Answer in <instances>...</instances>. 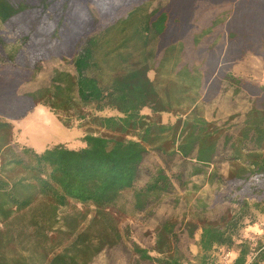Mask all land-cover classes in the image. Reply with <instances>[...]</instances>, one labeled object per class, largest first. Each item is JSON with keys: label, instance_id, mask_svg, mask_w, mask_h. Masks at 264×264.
<instances>
[{"label": "trees", "instance_id": "trees-1", "mask_svg": "<svg viewBox=\"0 0 264 264\" xmlns=\"http://www.w3.org/2000/svg\"><path fill=\"white\" fill-rule=\"evenodd\" d=\"M51 1L67 8L66 0ZM98 1L107 9L126 0ZM150 2L108 26L102 36L90 37L81 45L77 43L74 73L57 69L49 86L26 95L33 104L47 106L56 113L73 112L80 118L89 116L85 110L88 106L98 112L116 111L114 115L93 117L102 132L86 134L83 138L86 146L55 144L37 152L15 143L13 123L0 118V264H89L106 246L114 245L120 235L114 227L112 209L125 191L134 189L136 206L143 209L146 201L174 188L171 177L160 168L144 186L136 189L148 146H157L165 152L171 149L170 152L192 160L194 175L205 173L202 165L214 163L220 127L196 111L202 73L197 66L181 64L185 50L182 43L159 47L168 29L169 15L162 8L150 11ZM26 8L12 0H0V25L9 24ZM38 9L45 12L43 4ZM24 21L29 25V21ZM222 21L215 19L210 28L194 37V42L199 44L200 38ZM85 25L86 21L81 19L79 26ZM39 28L43 30L46 26ZM24 29L19 39L22 44L33 43L36 47L30 59L32 68L37 69L41 59L37 53L47 51L44 36L37 32L31 37V32ZM6 46L0 35V47ZM166 69L173 78L167 75L160 78ZM151 71L155 72L153 78ZM226 79L243 84L232 73H227ZM260 90L264 95V84ZM191 91L196 93L189 103L192 116L178 117L171 125L160 123L162 113L177 111L174 106L183 107L176 96L187 97ZM147 110L149 113L144 112ZM231 140L228 175L211 171V182L234 181L249 184L250 188L256 179L264 178V99L259 106L250 108L242 128L235 137H227L226 144ZM233 200L240 202L239 198ZM71 201L95 208L88 225L81 228L76 220L75 225L67 224L57 235L50 234L58 210ZM241 203L243 207L248 205ZM79 214L83 215L82 221L86 220L88 215ZM228 225L227 215L203 222L199 243L201 264H207L208 252L214 247L231 248L236 244ZM174 227L171 221H166L159 229L156 239L159 256H151L137 244L136 252L157 264H186ZM60 233L65 238L59 239ZM238 251L232 264H264V243H258L251 251L249 243L243 242Z\"/></svg>", "mask_w": 264, "mask_h": 264}, {"label": "rangeland", "instance_id": "rangeland-1", "mask_svg": "<svg viewBox=\"0 0 264 264\" xmlns=\"http://www.w3.org/2000/svg\"><path fill=\"white\" fill-rule=\"evenodd\" d=\"M66 1L67 8L63 9L61 3L51 0H12L14 4L27 8L9 24L0 25V35L7 45L4 49L0 47V118L13 123L15 143L32 147L37 152L55 144L80 148L85 144L83 138L86 134L102 132L93 117L114 115L115 111L106 109L98 112L93 106H88L85 110L89 116L80 118L73 112L56 113L47 106L33 104L26 95L49 86L57 69L74 73L73 58L79 49L77 43L81 45L90 37L102 36L108 26L150 1V11L156 8L167 11L168 30L176 33L161 46L182 41L185 49L183 62L197 66L202 73L196 111L220 127L217 157L212 165H202L203 174L194 175L195 162L179 153L148 146L136 189L144 186L160 168L171 177L174 188L146 201L143 209L136 206L134 189L125 191L112 209L114 227L120 238L96 254L89 264H157L141 258L135 244L151 256H159L156 239L166 221L175 225V239L186 264L202 262L199 243L203 222L216 221L224 215H227L228 228L236 244L231 248L214 247L208 252L207 264H232L239 253L240 243L248 242L251 251L258 243H264V178L256 179L249 188V184L234 181L221 183L216 179L211 182L209 174L217 170L224 176L228 175L233 140L226 144V138L237 135L246 113L264 99L260 90L264 84V0H126L107 9L98 0ZM41 4L44 5V13L38 9ZM217 18L223 23L196 44L194 37L210 28ZM81 19L86 21L83 27L79 26ZM24 20L29 21V25L33 23L32 26L25 25ZM43 26L46 28H39ZM23 29L31 32V37L37 32L44 36L47 51L36 52L41 57L37 69L32 68L30 59L36 47L33 43L22 44L19 39ZM150 73L154 75L152 71ZM227 73L242 79L243 84L228 81ZM164 75L173 78L168 69L160 78ZM190 94L192 96H176L183 107L174 106L177 111L162 113L160 123L171 125L178 117L186 119L192 116L189 103L196 93L191 91ZM39 109L45 111L63 135L61 139L48 141L41 149L35 144V135L48 124L37 119ZM237 187L241 190L238 191ZM234 198H239L240 202H234ZM243 201L248 203L247 207L242 206ZM94 209L92 205L71 201L58 210L54 230L50 234L57 235L67 224L75 225L76 220L81 228H85ZM81 212L88 215L84 221L83 215L79 214ZM65 236L63 233L58 235L59 239Z\"/></svg>", "mask_w": 264, "mask_h": 264}, {"label": "bare ground", "instance_id": "bare-ground-1", "mask_svg": "<svg viewBox=\"0 0 264 264\" xmlns=\"http://www.w3.org/2000/svg\"><path fill=\"white\" fill-rule=\"evenodd\" d=\"M171 33H173V31L169 29L167 31V37L170 36ZM37 119L40 121L43 119L48 124V127H46L48 129L44 127L38 134L35 135L37 141L35 144L39 147L38 149H41L48 143V141L62 138L63 135L61 131L56 126V124H54L51 119H49L43 109H39V115H37Z\"/></svg>", "mask_w": 264, "mask_h": 264}, {"label": "crops", "instance_id": "crops-1", "mask_svg": "<svg viewBox=\"0 0 264 264\" xmlns=\"http://www.w3.org/2000/svg\"><path fill=\"white\" fill-rule=\"evenodd\" d=\"M168 30V29H167ZM167 30L165 31V33H164V35L161 37V39H160V43H159V46L161 47V49H163V48H166L167 46H169V45H178L179 43H182L183 44V46H184V43L182 42V41H179V40H177L176 42H171V43H167V44H165L164 46L162 45L161 46V43L163 42V41H167V40H169V39H171V38H173V37H175L176 36V33L175 32H173V33H171L170 34V36H168L167 37ZM159 58H162V53L160 54V56H159ZM181 64H185L184 62H183V56H181ZM154 74H155V72L154 71H152ZM150 74V77L151 78H153L154 77V75L153 76H151V73H149ZM145 113H149V111L147 110V111H144ZM115 113H116V111H115ZM114 113V114H115ZM84 146H86V144H84L83 146H81V147H84ZM72 148V147H71ZM44 149H42V150H40V151H38V152H42Z\"/></svg>", "mask_w": 264, "mask_h": 264}]
</instances>
